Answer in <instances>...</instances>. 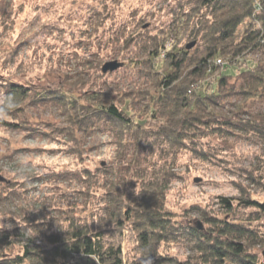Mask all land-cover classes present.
Wrapping results in <instances>:
<instances>
[{
  "label": "rangeland",
  "instance_id": "1",
  "mask_svg": "<svg viewBox=\"0 0 264 264\" xmlns=\"http://www.w3.org/2000/svg\"><path fill=\"white\" fill-rule=\"evenodd\" d=\"M195 2L0 0V80L23 85L30 91L22 110L8 120L21 128L0 125V176L5 179L0 181V223L8 225L0 231L10 233L13 239L12 245L0 249V261L22 256L23 244L17 235L27 229L38 233L42 227L36 224L41 219L65 227V217L72 209H79L88 218L97 213L105 194V171L120 167V157H126L117 147L114 133L106 127L78 132V144H73L68 116L53 102L42 99L63 92L88 108L93 103L88 100L91 95L106 94L119 110L128 107L133 122L144 119L147 127L156 124L146 113L143 97L154 78L148 76L150 63L139 42L154 46L167 40L166 45H171L184 32L180 28L171 35L179 23L175 13L197 10ZM194 42L185 39L182 45ZM261 59L256 51L242 56L243 61L260 63ZM113 61L124 66L103 74V66ZM29 72H35V76L25 79ZM211 83L210 79L206 85L210 87ZM252 109L264 112V104H254ZM80 110L82 114L83 108ZM202 144L210 161L181 152L175 169L177 179L166 189L165 205L178 222L206 233L210 226L199 212H191L193 207L224 218L222 198H239L245 190L254 199L264 201V187H254L248 174L260 168L264 153L260 142L245 136L221 139L212 135ZM25 159L36 161L35 171L27 180L19 181L12 173ZM234 216L246 219L244 211ZM121 236L126 255L132 259L134 237L123 231ZM263 250L260 247L254 251L261 254ZM161 252L182 263L191 255L185 246L177 244L165 245Z\"/></svg>",
  "mask_w": 264,
  "mask_h": 264
},
{
  "label": "trees",
  "instance_id": "2",
  "mask_svg": "<svg viewBox=\"0 0 264 264\" xmlns=\"http://www.w3.org/2000/svg\"><path fill=\"white\" fill-rule=\"evenodd\" d=\"M195 4L197 10L175 13L179 23L171 35L180 28L184 32L171 45H166L167 40L154 46L139 42L150 63L148 76L154 78L143 97L146 113L156 124L147 127L144 119L133 122L128 107L119 110L106 94L91 95L88 108L63 92L42 99L68 116L73 144H78V132L106 127L126 157H120V167L105 171V194L97 213L88 218L72 209L65 227L41 219L36 224L42 227L38 233L27 229L17 235L22 256L0 264H140L137 253L141 251L151 255L154 264H264L262 253L254 251L264 247V201L254 199L249 191L242 190L236 199H221L224 218L193 207L191 212H199L209 224L206 233L178 222L166 209V189L177 179L181 152L210 161L202 141L213 135L254 138L264 153V112L252 109L254 104H264V0H196ZM185 39L195 40L196 51L182 45ZM255 51L262 62L242 60ZM7 90L24 104L30 98L23 85L8 83ZM0 125L21 128L11 121ZM260 164L248 173L254 187H264V161ZM87 174L73 176L79 179ZM136 186L138 194L133 191ZM238 211L245 212V220L235 219ZM122 231L130 232L136 242L132 259L126 255ZM11 240L10 233L0 231L1 250L12 245ZM168 244L185 246L191 255L183 263L157 256Z\"/></svg>",
  "mask_w": 264,
  "mask_h": 264
},
{
  "label": "clouds",
  "instance_id": "3",
  "mask_svg": "<svg viewBox=\"0 0 264 264\" xmlns=\"http://www.w3.org/2000/svg\"><path fill=\"white\" fill-rule=\"evenodd\" d=\"M33 76H35V72H29L25 79H30ZM35 82V80H32V83ZM7 88L8 82L0 80V122L12 119L13 114L24 105V101L18 99L15 92L8 91ZM162 147H166V145H162ZM35 165V160L29 161L25 159L16 167L12 174L19 181L27 180L34 173ZM133 191L138 194L139 190L137 186ZM6 228H8V225L0 223V230ZM164 254L159 250L157 251V256ZM137 259L140 261V264H154L153 257L151 255H144L142 251L137 253Z\"/></svg>",
  "mask_w": 264,
  "mask_h": 264
},
{
  "label": "water",
  "instance_id": "4",
  "mask_svg": "<svg viewBox=\"0 0 264 264\" xmlns=\"http://www.w3.org/2000/svg\"><path fill=\"white\" fill-rule=\"evenodd\" d=\"M195 45H196V43H192V44L187 46V49L191 50L195 47ZM123 66H124L123 63H119L118 61L109 62L103 66L102 72H103V74L113 73V72L119 70L120 68H122ZM4 180L5 179L0 176V181H4ZM198 227H199V229H202L201 224H198ZM262 256L264 258V250L262 252Z\"/></svg>",
  "mask_w": 264,
  "mask_h": 264
}]
</instances>
